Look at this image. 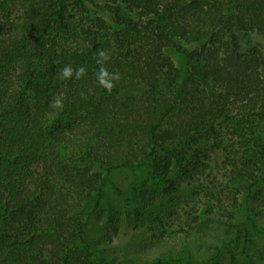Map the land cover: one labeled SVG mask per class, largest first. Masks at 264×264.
Instances as JSON below:
<instances>
[{"label": "trees", "instance_id": "obj_1", "mask_svg": "<svg viewBox=\"0 0 264 264\" xmlns=\"http://www.w3.org/2000/svg\"><path fill=\"white\" fill-rule=\"evenodd\" d=\"M74 10L98 15L134 44L151 42L160 67L174 49L186 59L184 77L167 85L119 68L109 94L97 82V52L76 48ZM249 30L260 41L246 48L240 33ZM67 65L85 74L59 85ZM194 89L208 105L192 100ZM244 102L252 105L236 115L233 105ZM221 119L243 133L244 160L257 173L236 168L234 176L253 188L264 181V0H0V264H104L87 224L103 202L113 219L107 189L122 196L113 174L147 166L154 184L174 187L167 167L151 161L159 149L179 155L161 136L188 140ZM232 227L241 238L243 225ZM170 260L196 264L188 252Z\"/></svg>", "mask_w": 264, "mask_h": 264}, {"label": "rangeland", "instance_id": "obj_2", "mask_svg": "<svg viewBox=\"0 0 264 264\" xmlns=\"http://www.w3.org/2000/svg\"><path fill=\"white\" fill-rule=\"evenodd\" d=\"M76 12H71L72 22L80 25L76 48L88 54L105 50L110 55L107 62L123 68L124 73L133 67L143 70L146 77L157 75L167 85L184 77L186 59L174 49L164 50L169 62L160 67L157 60L149 58L151 42L134 44L135 38H120L119 28L109 27L98 15ZM127 14L139 17L130 10ZM240 34L246 48L260 41L251 30ZM148 35L141 34L144 38ZM94 42L103 44L99 51ZM224 45L218 48L223 51ZM10 75L17 77V71ZM61 83L66 84L67 79ZM138 91L144 93L146 88L140 86ZM207 99L199 89L192 91V100L201 107L209 104ZM245 105L252 104L235 103L234 113L242 114ZM161 137L162 147L172 145L179 155L168 158L159 149L151 161L167 167V178L174 187L154 184L147 166L116 171L112 180L122 196L107 189L115 207L113 219L107 216L106 202L89 218L88 238L104 264H184L170 259L182 258L187 252L196 264H264V181L250 188L234 176L236 168L250 167L257 173L244 160L243 133L221 119L210 121L188 140L170 134ZM233 224L243 225L239 239Z\"/></svg>", "mask_w": 264, "mask_h": 264}, {"label": "clouds", "instance_id": "obj_3", "mask_svg": "<svg viewBox=\"0 0 264 264\" xmlns=\"http://www.w3.org/2000/svg\"><path fill=\"white\" fill-rule=\"evenodd\" d=\"M98 59L97 63L100 65L96 72L97 82L100 87L107 90L110 94L115 87V83L120 80V73L118 71L109 72L104 64L110 59L109 53L105 50H100L97 53ZM85 74V69L83 67L74 70L71 65H67L60 70L61 78L70 79L75 75V78L79 80ZM53 107L62 108V101L60 99H54Z\"/></svg>", "mask_w": 264, "mask_h": 264}]
</instances>
